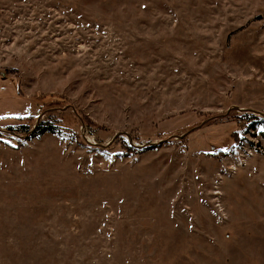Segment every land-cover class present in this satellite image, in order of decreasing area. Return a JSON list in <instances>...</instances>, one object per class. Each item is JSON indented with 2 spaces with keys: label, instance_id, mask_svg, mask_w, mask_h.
<instances>
[{
  "label": "rangeland",
  "instance_id": "rangeland-1",
  "mask_svg": "<svg viewBox=\"0 0 264 264\" xmlns=\"http://www.w3.org/2000/svg\"><path fill=\"white\" fill-rule=\"evenodd\" d=\"M260 108L264 0H0V264H264Z\"/></svg>",
  "mask_w": 264,
  "mask_h": 264
},
{
  "label": "trees",
  "instance_id": "trees-1",
  "mask_svg": "<svg viewBox=\"0 0 264 264\" xmlns=\"http://www.w3.org/2000/svg\"><path fill=\"white\" fill-rule=\"evenodd\" d=\"M243 115L251 116L255 119L261 118V116H258L257 114H255L254 112H251V111H246V113ZM23 128H26L27 132L29 134L27 140H30L31 138L40 137V136H43L45 134L60 135L61 130H62V127L58 123H41V124H38L35 127L31 128V129L27 126H25ZM8 146H11V145H8Z\"/></svg>",
  "mask_w": 264,
  "mask_h": 264
},
{
  "label": "built area",
  "instance_id": "built-area-1",
  "mask_svg": "<svg viewBox=\"0 0 264 264\" xmlns=\"http://www.w3.org/2000/svg\"><path fill=\"white\" fill-rule=\"evenodd\" d=\"M259 152L264 153V151L261 149H259ZM245 163H246V161L243 158H241L238 161H236L235 163L231 164V167L229 170H233L236 172L238 170V168H241L243 166V164H245Z\"/></svg>",
  "mask_w": 264,
  "mask_h": 264
},
{
  "label": "water",
  "instance_id": "water-1",
  "mask_svg": "<svg viewBox=\"0 0 264 264\" xmlns=\"http://www.w3.org/2000/svg\"><path fill=\"white\" fill-rule=\"evenodd\" d=\"M235 110L240 111V110H238V109H235ZM230 112H231V110L228 111V113H230ZM254 113L257 114L258 116L264 117V113H262V112H256V111H255ZM120 137H123V134H117V135L114 137V139L111 141V143H109V144H112V143L114 142V140H116V139H118V138H120ZM127 138H128V141H130V137L127 136Z\"/></svg>",
  "mask_w": 264,
  "mask_h": 264
},
{
  "label": "crops",
  "instance_id": "crops-1",
  "mask_svg": "<svg viewBox=\"0 0 264 264\" xmlns=\"http://www.w3.org/2000/svg\"><path fill=\"white\" fill-rule=\"evenodd\" d=\"M260 110H264V108H260ZM259 111V110H258ZM226 182V181H225ZM240 191V190H239ZM239 191L237 190L236 192H237V195H239ZM241 192V191H240ZM237 198H238V196H237ZM239 206H240V203H239ZM263 218H264V212L262 213V215H261Z\"/></svg>",
  "mask_w": 264,
  "mask_h": 264
}]
</instances>
